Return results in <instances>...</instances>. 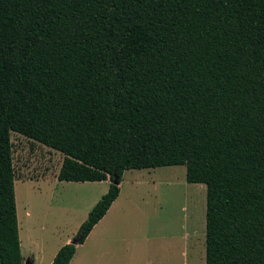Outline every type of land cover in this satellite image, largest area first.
Here are the masks:
<instances>
[{
    "label": "trees",
    "instance_id": "obj_1",
    "mask_svg": "<svg viewBox=\"0 0 264 264\" xmlns=\"http://www.w3.org/2000/svg\"><path fill=\"white\" fill-rule=\"evenodd\" d=\"M11 132L64 156L57 181H109L77 244L125 171L184 166L204 264H264V0H0V264H24Z\"/></svg>",
    "mask_w": 264,
    "mask_h": 264
},
{
    "label": "rangeland",
    "instance_id": "obj_2",
    "mask_svg": "<svg viewBox=\"0 0 264 264\" xmlns=\"http://www.w3.org/2000/svg\"><path fill=\"white\" fill-rule=\"evenodd\" d=\"M10 140L21 256L43 264L74 240L109 181L59 182L62 154L17 133ZM119 188L95 237L105 243L79 249L96 255L82 264H204L206 188L187 183L184 166L125 171Z\"/></svg>",
    "mask_w": 264,
    "mask_h": 264
},
{
    "label": "crops",
    "instance_id": "obj_3",
    "mask_svg": "<svg viewBox=\"0 0 264 264\" xmlns=\"http://www.w3.org/2000/svg\"><path fill=\"white\" fill-rule=\"evenodd\" d=\"M122 181V180H121ZM81 183H84V182H81ZM120 189V188H119ZM107 188H105L102 192V194H104L106 192ZM120 192V190H119ZM118 197H119V194L117 196V198L112 202V204L110 205L109 209L107 210V212L105 213V215L102 217L101 220H99V222H97L93 228L90 230V232L88 233V235L86 236L85 240L83 241V243L81 244H77L75 246V252L73 254V257L71 258L69 264H82V263H87V262H90L91 259L96 256L95 253H92V254H85V256H81L80 254V251H78L79 249H82V250H85L86 249V246L88 244V242H90V244L92 242H97V243H105V241L103 240V238H95L97 236V232H98V228L99 226L102 225V222L103 220L106 218V216L108 215V213H111L113 211V208L115 207V204L117 203L118 201ZM99 200V197L97 199H95L93 202H91V204L88 206V212L90 211V209L93 207V205ZM69 242V238H67L64 242V245L66 243ZM93 243V245H94ZM63 245V244H62ZM59 247L53 252L51 253V256L49 258V260L47 261H44L43 264H51V262L53 261V258L56 254V252L58 251ZM98 254V253H97ZM37 262V257H32L30 259H26L25 261V264H36Z\"/></svg>",
    "mask_w": 264,
    "mask_h": 264
},
{
    "label": "water",
    "instance_id": "obj_4",
    "mask_svg": "<svg viewBox=\"0 0 264 264\" xmlns=\"http://www.w3.org/2000/svg\"><path fill=\"white\" fill-rule=\"evenodd\" d=\"M79 238H80V237H77L76 239H74L73 241H71V244H77L78 241H79Z\"/></svg>",
    "mask_w": 264,
    "mask_h": 264
}]
</instances>
